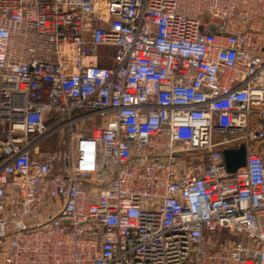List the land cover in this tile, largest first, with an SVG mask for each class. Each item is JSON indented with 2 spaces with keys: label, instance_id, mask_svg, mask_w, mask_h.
I'll use <instances>...</instances> for the list:
<instances>
[{
  "label": "built area",
  "instance_id": "built-area-1",
  "mask_svg": "<svg viewBox=\"0 0 264 264\" xmlns=\"http://www.w3.org/2000/svg\"><path fill=\"white\" fill-rule=\"evenodd\" d=\"M0 264H264V0H0Z\"/></svg>",
  "mask_w": 264,
  "mask_h": 264
},
{
  "label": "water",
  "instance_id": "water-1",
  "mask_svg": "<svg viewBox=\"0 0 264 264\" xmlns=\"http://www.w3.org/2000/svg\"><path fill=\"white\" fill-rule=\"evenodd\" d=\"M224 161L228 171H235L238 167L244 165L245 148L241 145L237 149H225L223 151Z\"/></svg>",
  "mask_w": 264,
  "mask_h": 264
},
{
  "label": "rangeland",
  "instance_id": "rangeland-1",
  "mask_svg": "<svg viewBox=\"0 0 264 264\" xmlns=\"http://www.w3.org/2000/svg\"><path fill=\"white\" fill-rule=\"evenodd\" d=\"M108 51H112V47H108V46H101V47H99V53L100 54H104L105 55V54H107ZM110 60H111L110 57H106L105 60H104V64H109L110 63Z\"/></svg>",
  "mask_w": 264,
  "mask_h": 264
}]
</instances>
